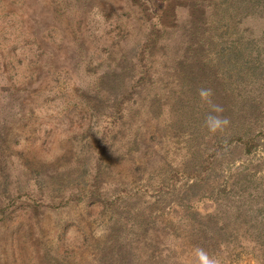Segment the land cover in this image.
Segmentation results:
<instances>
[{"label": "rangeland", "instance_id": "rangeland-1", "mask_svg": "<svg viewBox=\"0 0 264 264\" xmlns=\"http://www.w3.org/2000/svg\"><path fill=\"white\" fill-rule=\"evenodd\" d=\"M168 1L150 78L125 103L105 154L99 198L85 203V196L54 211L30 206L24 190L33 184L42 199V182L52 183L59 167L84 153L97 131L100 101L92 100L91 118L76 104L65 108L61 95L45 102L33 95L18 114L0 104V180L7 188L0 204L10 191L22 194L0 221V264H196L197 247L219 264H264V0ZM119 3L100 0L102 20L113 21V34L123 25L121 43L132 44L143 17L135 0L126 2L129 10ZM226 4L236 11L221 14ZM44 6L45 12L42 0H0V81L41 83L42 67L34 61L42 52V29L57 22L50 28L56 39L63 35L60 25L68 29L56 20V3ZM179 14L186 18L185 36L179 35ZM84 15L79 38L86 39L93 22ZM165 42L184 46L183 61L161 50ZM43 46L55 51L57 40ZM112 48L120 51L118 44ZM159 59L165 68L156 66ZM68 83L64 95L71 98L74 82ZM200 88L213 90L214 103L230 120L224 133L204 126L209 107ZM58 90L61 84L54 94ZM237 134L252 140L248 151ZM97 230L104 234L97 237Z\"/></svg>", "mask_w": 264, "mask_h": 264}, {"label": "trees", "instance_id": "trees-1", "mask_svg": "<svg viewBox=\"0 0 264 264\" xmlns=\"http://www.w3.org/2000/svg\"><path fill=\"white\" fill-rule=\"evenodd\" d=\"M99 1L52 0L57 6L56 20L57 18L65 20V25L68 29L60 25L59 28L63 35L57 39L52 36V31H50V28L58 25L57 22L56 24L47 23L49 28L47 31L42 29V52L39 55L40 58L37 55L38 59L34 61V64L42 67L41 83L39 84V80H34L35 85L32 86V81L20 83L0 81V104L7 105L9 114L21 113L24 110V106H26L25 100L33 95L38 98L39 95H42V102L51 101L53 97L61 95L60 99L64 101L65 108L76 104L78 110L84 113L86 118H91L94 115L95 110L92 109V100L100 101L101 103V112L97 116L99 120L93 142L87 144L84 153L77 161H73L70 165L59 167L55 171V178L51 181L52 183L44 184L42 182V199L34 195L35 187L33 184H30V187L24 190V195L32 207L41 206L42 208L58 211L69 205H76L79 203L78 201H83L85 196L87 198L85 203L99 198L98 194L103 182L100 175L102 169L106 167L104 163L105 154L112 147L113 140L119 130V125L125 114L124 105L128 100L134 98L141 84L150 78V55L152 54L153 46L159 42L158 39L165 31L167 24L162 22L161 16L168 9L169 1L135 0L143 19L141 27L137 31V38L132 44L123 41L121 43V38L124 34L123 25L119 26L120 31L116 32V34L111 33L113 32V21L110 24L103 22L102 17L105 10L104 5L99 6ZM118 1L120 2L119 4L123 3L120 9H130L126 3L128 0ZM44 2L46 0H42V10L45 12ZM197 8L199 14H201L202 11L198 6ZM236 9V5L226 4L225 7L220 9V12L221 14L224 11L227 14H233ZM85 13L90 14L93 22L91 36L86 39L79 38L84 31ZM171 15L177 19V16L172 11ZM179 19L183 21L179 35L185 36L186 18L179 14ZM193 20H195L194 22L197 25L198 23L200 24L198 18ZM128 24L129 21L126 26ZM116 25L118 26V23ZM66 33H69L70 36L67 37ZM98 34L99 38L96 37ZM106 35H108L107 40L108 38L110 39L108 44L104 41V36ZM63 37L66 41H64ZM51 39L57 40L58 46L55 51L43 46ZM116 44H118L120 51L113 53L112 45ZM160 47L161 50L163 49L167 53V56L172 53V58L176 56L175 58L183 61L184 46L180 44L174 46L165 42ZM99 48L102 51L100 55H96L100 50ZM108 59L111 60V63ZM2 64L4 67L3 56L0 54L1 78L4 77ZM101 64L103 66L97 68ZM155 64L158 69H163L166 61L163 63L159 59L155 61ZM68 80L74 82V94L69 95L71 98H66L64 95L68 93L65 91L69 85V83L67 84ZM185 82H189V79ZM29 83L31 84L30 86ZM60 84L63 87V91L58 90L59 92L54 94ZM113 89L114 92L112 91ZM105 102H109L107 107L104 105ZM20 106L22 110L19 109ZM235 138L243 144V148L246 151L253 144L251 139H242L239 134L235 135ZM194 184L195 181L189 183L190 186ZM6 190V182L0 180V194ZM21 195L15 190L10 191L9 196L0 204V221L5 217L7 210L15 208V200ZM84 212L89 215V208L85 207ZM71 221L77 222L79 219H72ZM66 223L65 220H59L57 226L63 229L66 227Z\"/></svg>", "mask_w": 264, "mask_h": 264}, {"label": "clouds", "instance_id": "clouds-1", "mask_svg": "<svg viewBox=\"0 0 264 264\" xmlns=\"http://www.w3.org/2000/svg\"><path fill=\"white\" fill-rule=\"evenodd\" d=\"M198 95L203 104L209 107V113L204 119V126L212 134L224 133L230 124V120L223 116L224 109L221 105L214 103L212 97L214 95L211 88H200L198 89ZM103 230H97V237L103 235ZM196 264H219V261L210 256L209 253L200 247L194 249Z\"/></svg>", "mask_w": 264, "mask_h": 264}]
</instances>
